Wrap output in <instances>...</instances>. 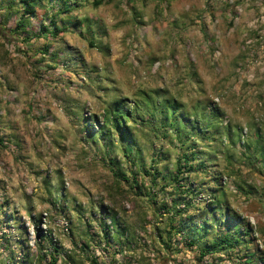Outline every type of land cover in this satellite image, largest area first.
<instances>
[{
  "label": "rangeland",
  "instance_id": "obj_1",
  "mask_svg": "<svg viewBox=\"0 0 264 264\" xmlns=\"http://www.w3.org/2000/svg\"><path fill=\"white\" fill-rule=\"evenodd\" d=\"M32 1L16 29L23 2L0 0V264H49L29 262L40 255L36 219L56 240V264H261L264 10L224 0L238 44L171 42L170 60L156 56L167 40L151 26L162 14L154 2ZM210 19L206 31H217ZM114 105L131 113V141L106 121ZM173 119L185 124L182 145ZM197 123L203 134L185 140ZM185 154L191 166L175 181ZM225 212L239 217L242 240L200 255L226 231ZM204 222L203 241L188 246L198 234L187 226ZM170 223L185 227L168 253L157 230Z\"/></svg>",
  "mask_w": 264,
  "mask_h": 264
},
{
  "label": "trees",
  "instance_id": "obj_2",
  "mask_svg": "<svg viewBox=\"0 0 264 264\" xmlns=\"http://www.w3.org/2000/svg\"><path fill=\"white\" fill-rule=\"evenodd\" d=\"M24 4V8H23V12L21 13V16L19 18V20L16 22V29H23L28 23H29V18L30 16H33L36 12V8L35 5L33 3L32 0H21ZM111 0H94L93 4L95 6H99L102 3H109ZM63 11H67V9H63ZM55 29H57L55 27ZM44 31H47V28L43 27ZM106 114H110L111 116H106ZM105 117H106V121L110 122L111 127H113L118 133H119V137L120 139H128V141H131V136H130V132L128 130V128L123 124L124 120H126V117L131 116V113L129 111V109H120L119 107H117L116 105H114V107H110L107 111H106ZM188 119V118H187ZM184 121V120H183ZM182 121V122H183ZM171 125H173V129L175 131V135L177 136L178 141L180 142V145H182V137H181V132H183V126H185V124L177 121L176 119H173V122L171 123ZM206 129V128H205ZM87 131L91 132V127L88 126ZM205 130L203 129V126L198 125L197 126H192L191 129H189L187 131V133L185 132V140H189L190 138H193L194 136H199L201 134H203ZM100 134H104L105 131L104 129H99ZM184 135V134H183ZM135 141V140H134ZM133 142V141H132ZM182 147V146H181ZM184 160V163L181 165L180 159L177 160L176 163V169L177 172L176 174L173 176V179H175V181H178L179 175H177L178 173H181V169L185 168V165L188 163V165L191 166V164H189V160L188 157L186 156V154L184 155V158H182ZM189 166V167H190ZM186 209L187 207H189L191 205V201L188 200L186 203ZM182 210H177V213H180ZM222 220V219H221ZM40 223L39 219L34 220V227H36L37 231H38V235H40V237L38 238V240L35 241L39 251H40V255H37L35 258H32L29 262H37L40 263L42 262L41 260L46 258V255H50V260H49V264H56L57 262V255L58 253H55L58 251L57 249V243L56 240L54 239V237L52 236L50 231H45L43 233L41 232V229L38 227ZM225 225V229L226 231L223 234H218L216 235L214 238H212L211 240H205L203 242V245L201 247L200 250V255H203L204 252H208V251H212V250H217L219 248H224V247H234L235 245H237L238 243H240V241L242 240L241 236L245 233L244 231H246V229H243L240 226V220L238 216H231L230 214H224V219L222 220V222ZM208 224H206L205 222L201 225H193L190 226L188 225L187 228L191 229L193 231V233H197L198 234V238L195 239L193 237H191V239H188V246H192L194 243L198 242V239L200 241H203L202 239L206 236V234L208 233V229L206 228ZM111 226L112 229L115 230V232H117L118 234H126V227L122 226L118 221H116L114 218H112L111 220ZM185 227V224H180L177 227L174 226V224L170 223L168 230L165 232H161L160 230H157V239L161 245V247L168 251V253L170 252L169 250L172 248L171 245V233L172 231H175L176 228L179 230H182ZM232 229V231H230ZM177 231V230H176ZM165 233V234H163ZM105 234L108 235V230L105 231ZM19 245H21L22 243H18ZM44 245L47 246V248L45 249L44 252H41L44 249ZM21 252H23L22 247H21ZM48 253V254H47ZM27 256V255H26ZM260 263L264 264V257H260ZM23 261H26L23 260ZM159 262L161 264H168V259L165 257L159 258Z\"/></svg>",
  "mask_w": 264,
  "mask_h": 264
},
{
  "label": "crops",
  "instance_id": "obj_3",
  "mask_svg": "<svg viewBox=\"0 0 264 264\" xmlns=\"http://www.w3.org/2000/svg\"><path fill=\"white\" fill-rule=\"evenodd\" d=\"M145 2H154V8L158 14H161L158 20H156L151 26L156 30V37L162 39V36H166V46L157 47L156 56H164L165 59L172 57V51L169 50L168 44L176 43H192V44H238V38L235 36L234 30L238 29V26L230 28V32H226V26L224 21H231L234 17L233 5H229L224 0H144ZM225 2V3H224ZM256 0H249L246 3V11L251 8H257L259 12L264 10V0H261L260 6L255 5ZM259 2V1H258ZM221 5H220V4ZM213 6V7H212ZM238 5L236 6V8ZM250 8V9H249ZM138 10L137 12H139ZM140 13V12H139ZM210 14L215 16V21L218 23L217 31L208 32L206 27L210 28L214 23H210ZM174 15V16H172ZM187 15L194 16L192 20H187ZM177 20V21H176ZM180 20V22H178ZM172 23L170 25L168 22ZM189 23H188V22ZM206 23V24H205ZM234 29V30H233ZM206 31V32H205ZM234 33V34H233ZM172 40V41H171ZM192 40V42L190 41ZM171 60V59H170Z\"/></svg>",
  "mask_w": 264,
  "mask_h": 264
}]
</instances>
